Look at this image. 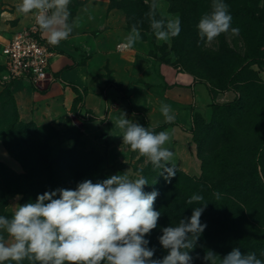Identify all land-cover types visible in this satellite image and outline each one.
Listing matches in <instances>:
<instances>
[{
	"label": "rangeland",
	"instance_id": "rangeland-1",
	"mask_svg": "<svg viewBox=\"0 0 264 264\" xmlns=\"http://www.w3.org/2000/svg\"><path fill=\"white\" fill-rule=\"evenodd\" d=\"M224 2L229 5L231 27L238 28L239 33L233 34L229 30L207 42L200 40L196 25L200 16L209 10L211 0H159L157 18L161 13L178 16L181 32L170 43L158 42L156 52L152 48V54L145 56L146 67L153 61L158 66V101L173 102L170 91L175 84H171V74L188 77L193 83H205L214 94V101L208 106L197 109L191 104L188 107L191 124L187 129L193 135L194 151L202 163L200 175L188 174L172 163L175 175L165 180L159 176V170L154 171L151 163L145 162L146 158L138 157V153L131 151L117 136L111 140L107 138L108 132L103 130L91 133L85 124L78 132L66 133L51 123L39 125V130L30 128L35 133L31 143H37L38 149L31 150L28 156L24 152L28 144L24 139L27 127L15 120V104L5 90L0 98V134L5 137L11 151L25 157L30 165L40 164L48 156L58 159L66 149L78 152V162L73 167L78 176L71 170L62 171L56 166L58 182L52 184L48 172L42 168L38 176L45 185H35L27 198L20 193L7 194L5 216L10 217L17 205L34 202L37 195L45 191L75 189L83 181L81 179H89V176L79 178L81 170L87 171L82 166L89 161L97 170L90 173L95 182L126 171L130 178L135 179L136 173L142 170L141 174L149 182L145 192L158 190L154 210L161 212V216L157 228L146 236L150 241L149 247L156 249L154 257L163 250L158 240L162 235L161 229L178 224L180 218L191 216L193 207L201 206L195 202L187 203L193 194L202 195V203L218 208L219 217L215 224L232 235L229 237L237 241L235 248L242 253L250 252L242 247L240 238L256 241L257 237H264V0ZM150 3L151 0L148 4L145 0H112V5L126 12L130 26L141 22L139 27L145 35L152 34L145 15ZM12 8L14 6L8 7L5 0H0V20L4 10ZM218 95H222L219 100ZM227 103L232 105L223 106ZM89 113L94 114L83 110L80 120L96 119ZM108 119L104 117L102 122ZM84 153H90L89 157ZM12 171L21 173L24 169L22 166L20 171H16L0 164L1 174L13 178ZM155 180L156 183L151 184ZM217 192L219 199L214 196ZM231 251L226 248L220 255L223 257ZM257 257L264 259L260 251ZM9 263L12 262H5Z\"/></svg>",
	"mask_w": 264,
	"mask_h": 264
},
{
	"label": "clouds",
	"instance_id": "clouds-1",
	"mask_svg": "<svg viewBox=\"0 0 264 264\" xmlns=\"http://www.w3.org/2000/svg\"><path fill=\"white\" fill-rule=\"evenodd\" d=\"M71 0H21L17 11L33 14L48 44L58 45L70 37L80 26L79 17L70 20ZM148 4L149 0H145ZM159 0H151L145 14L152 34L158 42L170 43L181 32L178 16L158 15ZM232 16L224 0H211L196 25L200 40L212 42L229 30ZM141 22L131 26L125 42L119 48H132L140 42ZM160 112L166 122H173L175 115L171 105L161 103ZM120 115L113 120L120 130L123 144L146 158L159 176L169 180L175 175L172 160L174 153L169 130L156 132ZM142 170L136 178L128 172L114 174L93 183L79 182L75 189L57 188L38 194L34 202L17 205L11 216L0 215V264H192L189 254L198 244L207 225L201 216L207 204L203 196L193 194L188 204L197 203L190 217L179 219L178 224L163 227L159 244L167 251L163 258H154L155 248H150L146 238L158 226L161 212L154 210L158 190L145 192L149 185ZM156 180L151 183L155 184ZM219 199L220 194L214 193ZM264 256V252L261 253ZM205 264H264L255 252L242 253L239 248L220 257L206 250Z\"/></svg>",
	"mask_w": 264,
	"mask_h": 264
},
{
	"label": "crops",
	"instance_id": "crops-1",
	"mask_svg": "<svg viewBox=\"0 0 264 264\" xmlns=\"http://www.w3.org/2000/svg\"><path fill=\"white\" fill-rule=\"evenodd\" d=\"M5 1L8 7L14 6L12 10H4L0 20V37L7 39L31 26L34 15L17 11L21 0ZM78 1L80 4L73 19L79 17L80 26L68 39L56 45L55 55L51 58L50 74L55 80L47 81L41 87L20 82L22 86L13 92L20 121L37 125L51 123L63 133L78 132L87 125L91 133L103 130L108 132L107 138L122 141L120 130L112 122L120 112L144 127L148 124L156 128L165 123L160 112V105L165 102L158 101L156 91L158 66L156 61L148 68L145 66L148 63L145 56L152 54V48L156 52V38L148 32L145 35L140 29L141 41L132 48L119 50L118 45L125 42L131 30L126 12L113 6L112 0ZM73 4L74 0H71L70 5ZM2 61L0 57V63ZM171 75V84L175 85L170 91L173 102L169 105L175 120L164 129L172 134L167 146L174 153L172 163L197 176L201 174L202 163L194 151L193 135L187 129L191 124L188 107L191 104L197 109L208 106L214 101V94L205 83H193L188 77ZM177 82L187 86H179ZM76 87L83 96L78 105ZM4 93V87L0 86V98ZM83 110L92 111L96 119L80 120ZM104 117H109L108 121L102 122ZM0 162L16 171L22 169L1 139Z\"/></svg>",
	"mask_w": 264,
	"mask_h": 264
},
{
	"label": "trees",
	"instance_id": "trees-1",
	"mask_svg": "<svg viewBox=\"0 0 264 264\" xmlns=\"http://www.w3.org/2000/svg\"><path fill=\"white\" fill-rule=\"evenodd\" d=\"M80 2L78 0H74V4L70 5L69 9L72 13V16L70 17V20L73 19L77 12V8ZM114 6V5H113ZM119 7V6H117ZM2 67L0 66V70ZM19 86H22L20 82H14L6 85L4 87V90H6V93L10 96V98L14 101L15 104V117L16 121L20 122L22 126H26L27 130L26 131V137L24 138L25 141H27V145L24 148L25 154L29 156L31 154V150H36L38 149V144L35 143V145H32L31 140L32 136L35 134L34 131L32 132V129L30 128H35L36 130L41 129V127L33 122L30 123H24L20 121L19 119V113H18V108L16 105V101L14 98V90L18 88ZM77 88V87H76ZM78 91V97L76 98V105H78L82 100V94L80 93L79 89L77 88ZM227 105H232V103H227L223 106ZM173 122H165L161 125H158V127H149L147 124L146 127L150 129H154L156 132L158 131H163L165 127L169 126ZM0 139L4 142L6 145L7 149L10 151L12 156L18 160L22 166L24 171L21 173H16L12 171L13 173V178H8L7 174H1L0 173V215H6V205H7V194L9 193H20L23 194L26 198L28 195L33 191L35 185H45V181L42 180L38 175L41 173L42 168H44L48 174L49 178L52 184H56L58 180L55 178V168L56 166L60 168L62 171H67L71 170L75 172L74 163L76 164L78 162V156H77V151L75 149H66L62 152L60 158L58 159H53L51 157H46L42 159V163L40 164H33L30 165L28 161L26 160L25 157L22 155L15 154L13 151L9 149L7 146V142L5 140V137H2L0 134ZM87 157L90 155V153L86 154L84 153ZM85 157V156H84ZM88 163L85 164L83 169H87V171L83 172L81 170V173L79 174V178H87L89 176V179H81V180H94L93 175L91 176L90 173H95L97 170L93 169L91 166L92 164L87 161ZM0 164L4 165L2 162ZM62 165V166H59ZM37 171V173L35 172ZM75 174L78 176V173L75 172ZM3 180H5V184H3ZM100 181V180H98ZM95 181H93L94 183ZM145 191V190H144ZM208 206L205 208L204 212L202 213L201 216V222L206 223L207 227L205 231L201 234V237L198 241L197 246L195 247L194 250H192L189 254L192 256V264H201L205 263L203 260V257L205 255L206 250H212L216 254H218L220 257V252L222 250H225L226 248H229L232 250L235 248L237 245V241L235 239H231L232 235H230L226 229H224L222 226L215 224V221L218 219L219 215V210L217 207H214L213 205L211 206L210 204L206 203ZM209 209V210H207ZM243 235V234H242ZM230 236V237H229ZM253 238V236H252ZM255 238V237H254ZM227 240V243L224 244V240ZM230 239V240H229ZM240 243L244 249L249 250L250 252H255L257 255V252L260 251L261 253L264 252V237H257L256 241H252L251 238H240ZM167 251L163 249L162 251L158 252V256L154 258H163L165 255H167ZM12 264V263H9ZM22 264H28L27 261L22 262Z\"/></svg>",
	"mask_w": 264,
	"mask_h": 264
},
{
	"label": "built area",
	"instance_id": "built-area-1",
	"mask_svg": "<svg viewBox=\"0 0 264 264\" xmlns=\"http://www.w3.org/2000/svg\"><path fill=\"white\" fill-rule=\"evenodd\" d=\"M55 52L56 46L48 44L45 34H42L36 24L35 17L31 26L16 32L12 37H0V57L3 59L0 63V86L23 82L41 87L47 81L55 80L50 74L51 58ZM89 115L95 117L92 113Z\"/></svg>",
	"mask_w": 264,
	"mask_h": 264
}]
</instances>
